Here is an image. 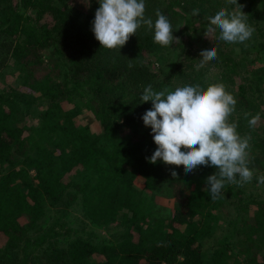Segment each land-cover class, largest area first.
Here are the masks:
<instances>
[{
	"label": "trees",
	"instance_id": "1",
	"mask_svg": "<svg viewBox=\"0 0 264 264\" xmlns=\"http://www.w3.org/2000/svg\"><path fill=\"white\" fill-rule=\"evenodd\" d=\"M84 1L0 0V75L13 67L29 89L0 91V264H264L258 261L264 254V201L223 230L222 204L241 190L225 181L213 200L207 177L216 167L186 174L182 165L150 163L157 146L142 116L152 104L141 99L148 85L174 91L223 83L237 101L230 121L251 138L249 166L263 167L264 127L255 130L248 121L257 113L264 119V100L255 96L264 91V43L240 60L220 47L217 28L204 49L215 47L217 56L201 66L193 37L200 40L197 32L210 26L205 17L214 16L218 3L145 0V17L155 22L157 11L168 17L178 52L169 56L172 45L155 43L154 29L145 25L120 50H109L92 31L98 0ZM237 2L248 22L264 19V0ZM193 9L199 14L192 15ZM210 67L219 69L212 78ZM25 113L37 122L15 126ZM87 114L102 124L101 134L80 122ZM78 168L88 173L80 178ZM146 191L172 197L174 213L151 210ZM74 204L89 226L106 233L68 218ZM47 211L54 214L42 227Z\"/></svg>",
	"mask_w": 264,
	"mask_h": 264
},
{
	"label": "clouds",
	"instance_id": "2",
	"mask_svg": "<svg viewBox=\"0 0 264 264\" xmlns=\"http://www.w3.org/2000/svg\"><path fill=\"white\" fill-rule=\"evenodd\" d=\"M98 3L92 31L103 48L120 50L142 25L154 29L153 40L163 47L178 40L168 17L160 11L156 12L155 22L145 17V0H98ZM227 3L235 8L231 11L220 8L214 16L208 17L210 26L205 36L208 38L218 28L221 40L243 43L251 38L255 29L248 23L243 5L237 0H227ZM198 14L199 9H193L192 15ZM199 55L203 66L216 58L217 49L211 47ZM141 99L143 103L151 101L152 104L142 116L157 146L148 158L150 163L182 165L186 174L198 166L216 167L218 171L207 177V188L213 200L218 198L225 181L241 185L252 180L254 173L248 167L247 151L251 138L242 137L237 123L230 121L237 101L223 83H212L206 88L186 85L174 91L167 88L155 91L148 85ZM248 115L245 113L246 118ZM259 120L257 113L248 121L249 126H256ZM171 175L178 174L172 171ZM258 183L264 184V175L258 177Z\"/></svg>",
	"mask_w": 264,
	"mask_h": 264
},
{
	"label": "rangeland",
	"instance_id": "3",
	"mask_svg": "<svg viewBox=\"0 0 264 264\" xmlns=\"http://www.w3.org/2000/svg\"><path fill=\"white\" fill-rule=\"evenodd\" d=\"M77 1L79 4L85 2L84 0H74ZM209 3L211 4H217L218 5V9H216L215 11H218L220 8H228V3L227 0H209ZM205 7H210L206 2H205ZM215 15V13H213ZM205 19H208V17L206 16ZM202 20V19H200ZM202 24V21L200 22ZM254 29L255 31L253 32L252 36L250 39L246 40L249 42H243L242 46L243 48H241L240 44H235L232 45L234 43H230V44H226L228 42H225L223 40H221L219 38V44L220 47L223 48L224 52L230 51L232 49L233 53H238V55L240 56V60L243 57H253L254 53L256 52V48H257V43L258 42H263L264 43V19H257L255 21H249L248 22ZM195 27H199L201 28L202 26L199 25L198 22L195 23ZM208 28V26L206 25L204 27V29L200 32H197V35L200 37V40L198 39V37H193V48L197 51H202L204 50L206 47H209L210 44L215 40L216 36L215 33L212 32L208 35V38L205 36V32L206 29ZM259 35L258 40H255L256 35ZM220 36V33H219ZM194 51V50H193ZM173 52V53H172ZM177 49L175 48L174 44L171 47V51L169 53V56L171 55V57L174 55V53L176 54ZM195 52V51H194ZM249 60V59H248ZM200 62V61H199ZM193 64H195V62H193ZM206 65L208 64L205 63ZM9 70L5 71L4 74L0 75V91L3 89H7L8 91H11V89H17V90H22V92L25 91H29V89L26 90V87L22 85L20 76H17L19 73V71H12L13 67L8 68ZM12 71V72H11ZM249 71H253V69H249ZM206 73V71H205ZM219 73V69L218 68H209V74L207 76L211 77L215 76V74L217 75ZM237 83L234 81V86L233 89H236ZM261 86H263L262 88L264 89V85L262 84ZM170 90V89H169ZM256 98L258 100L263 101L264 100V91L261 90H256ZM41 101H45L41 100ZM46 102V101H45ZM42 105V104H41ZM43 106V105H42ZM36 108H41V106H36ZM80 109V108H78ZM260 109L264 110V104L260 105ZM24 117V118H23ZM22 118L20 117L19 119L17 118V122L15 123V126L21 127L22 125H27V126H31V124H34L37 122L36 120V116L31 115V113H25L24 116ZM80 122L83 124H91L92 128L94 129L93 131L96 134H101L103 132V126L101 123H97L96 120L94 118H92L91 114H87V115H82L80 118ZM261 125L264 127V119L262 117H260V120L258 121V123L256 124V126H254L255 130H259ZM261 133L264 134V131H262ZM259 165H263V167L260 166H249L248 167L253 171L254 175L253 178L250 182L247 183H243L241 185H236L235 189H239L241 190L239 193L241 194H236V195H232L231 193H229L226 196V200L225 203L222 204V212L224 214V220L221 219L220 224L222 226V229L224 230L225 227L224 226H231L230 223L232 220H234L235 218H238V220L243 219L244 217H246L247 215H250L254 212L255 208H256V201H264V184H259L258 183V177L261 175H264V159L261 160L259 162ZM4 171L3 169L0 170ZM80 171V178L84 173H88L87 171L83 170L81 168H78V172ZM78 172L75 174V177L77 176ZM93 176V175H92ZM78 177V179H80ZM94 176L92 177L93 180ZM165 190V188L163 189ZM165 192L169 193L168 191L165 190ZM144 195L146 196L145 198L149 201L150 205H151V210H159V211H165V213H167L168 211L170 213H168L169 215L173 214L174 212V200L172 197H166V195H164V193L161 192H156V191H146L144 192ZM240 198V200H239ZM224 205V206H223ZM58 211H63L62 207H60L56 212ZM67 212V217L71 218L73 221H76V219L74 217H77V222H80V227L81 228H85L84 224H87V226L89 225H93L88 223V219H83L82 218V213L81 210L79 208V206H76L75 204L70 206V208L66 211ZM54 212H50L47 211L41 219V223H42V227L46 226V222L48 220H50V218L53 216ZM80 218V219H79ZM77 230L80 228L79 227V223L76 224ZM90 228L92 227L93 229H95L96 234H105L106 232L104 231L103 228L100 227H96V226H89ZM76 230L77 234L78 231ZM91 230V229H90ZM217 235L219 236V232H217ZM24 244V242H21L20 245ZM21 259V254L19 253L18 255V260ZM264 260V254L263 255H259L258 257V261H263Z\"/></svg>",
	"mask_w": 264,
	"mask_h": 264
}]
</instances>
